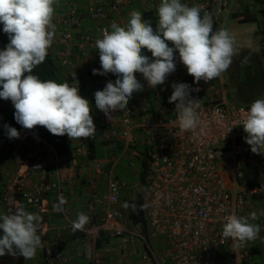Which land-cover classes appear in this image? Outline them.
I'll use <instances>...</instances> for the list:
<instances>
[{"label":"built area","instance_id":"obj_1","mask_svg":"<svg viewBox=\"0 0 264 264\" xmlns=\"http://www.w3.org/2000/svg\"><path fill=\"white\" fill-rule=\"evenodd\" d=\"M139 1L83 0V4L68 1L65 15L58 20L62 48L55 54L56 61L71 68L81 59L99 57L95 41L102 38V30L114 22L121 8ZM156 2L159 4L160 0ZM181 2L199 6L201 14L211 13L214 30L224 28L229 18L253 15L255 20L260 18L264 32V0ZM84 19L92 24L90 31L76 33ZM168 44L172 46L171 42ZM145 55L152 58L148 50ZM174 55L175 71L164 84L151 88L142 74L135 73L143 91L133 93L123 110L106 116L97 109L95 118L92 116L101 126L102 140L120 144L121 150L109 159V168L105 170L107 189L99 200L98 222H93L89 214L90 221L84 230L76 232L93 245L100 239L117 240L114 264H241L249 253L247 245L223 238L222 227L229 215H244L251 197L264 194V180L250 184L246 178L247 171L264 175V149L259 154L251 151L242 125L256 99L248 105L231 102L223 74L207 82L194 83L178 52ZM97 69H101L100 64ZM116 78L112 73L92 74L85 77V84L95 93ZM173 83H186L191 89H198L190 93L199 103V124L193 130L182 131L179 127L175 102L169 103ZM78 88L84 98L80 83ZM260 98H264V82L257 99ZM132 149H137L144 166L141 186L146 234L133 229L119 207L122 193L133 186L118 178L114 170ZM3 150L14 167L3 179L0 177V201L6 214L13 213L18 203L40 214L50 192L63 196L59 161L48 142L31 132L20 133L18 139L0 134V151ZM50 168L55 173V181L49 180ZM100 171L97 164L95 174ZM262 212L258 211V215L264 222ZM69 227L73 230V223ZM62 231L57 228L55 235L60 237ZM109 249L106 243L102 252L107 254ZM221 255H227L228 260L222 261ZM134 256L138 260L132 263L129 257ZM54 260L65 261L61 251L47 252V263ZM101 261L98 256L92 264Z\"/></svg>","mask_w":264,"mask_h":264},{"label":"clouds","instance_id":"obj_2","mask_svg":"<svg viewBox=\"0 0 264 264\" xmlns=\"http://www.w3.org/2000/svg\"><path fill=\"white\" fill-rule=\"evenodd\" d=\"M57 3L58 0H0V24L9 38L0 50V99L11 101L14 119L25 129L43 126L56 136L91 139L96 136L91 105L79 94L75 78L72 84L57 83L32 74L34 68L45 62L53 44ZM156 14L155 29L141 12L133 10L126 26L113 22L95 41L101 69H93V75L112 73L117 77L94 93L95 107L106 116L125 109L133 93L143 91L135 73L142 74L151 88L164 84L175 71L174 53L178 52L194 83L218 78L232 64L236 55L233 38L226 28L214 30L211 13L201 14L199 6L181 0H160ZM143 49L151 52V59ZM171 87L169 103L175 102L180 129H195L199 124V103L190 93L198 89H191L186 83H173ZM242 125L248 134L245 142L253 153L259 154L264 149V98L251 104ZM4 127L10 139L20 137L16 128ZM250 218L257 219V214L251 213ZM0 221V257L19 254L24 259L34 258L42 247V217L18 203L15 211L0 216ZM89 221L87 214L79 212L73 231H83ZM259 231L260 226L250 223L249 218L233 213L223 224L222 236L244 243L254 240Z\"/></svg>","mask_w":264,"mask_h":264},{"label":"crops","instance_id":"obj_3","mask_svg":"<svg viewBox=\"0 0 264 264\" xmlns=\"http://www.w3.org/2000/svg\"><path fill=\"white\" fill-rule=\"evenodd\" d=\"M68 1H73L77 4L84 3L83 0H58L55 6L53 21L56 25V34L49 51L60 76L69 83H74L75 78V80L82 85L84 98L87 99L91 105L90 115L95 118L97 115V108L94 103V92L85 84V77L87 75H92V70L98 68L100 64L99 57L81 59L71 68L63 67L55 59L56 52L62 48L59 43L61 27L58 24V20L65 15ZM157 5L156 0H140L139 2L131 3L119 10L114 16V22L121 26H126L130 19V12L136 10L141 12L143 16L144 14H148L149 19L147 20L150 21L151 26L155 29L158 19L156 14ZM91 27L92 24L84 19L75 31L76 33H84L90 31ZM142 51L145 54L147 49H143ZM241 102L242 101H237L236 103L241 105ZM245 105H248V103H245ZM94 124L96 128L95 137L91 139H69L72 158L68 168L70 171L68 173L69 177H62L63 182L61 191L63 196L60 197L57 192H50L45 197L44 210L39 214L42 217V222L39 226L42 247L37 249L35 257L32 259H24L19 256V254L16 256L6 254L0 257V264H48L46 261L47 252L52 249L61 251L65 261L54 260L51 264H92V260L98 256L102 260L100 264H114L118 252L117 240L100 239L93 245L87 242L80 233L71 230L69 227L70 224L76 220L79 212H84L88 216L91 214L92 221L95 223L98 222L101 216L99 200L107 189L105 170L109 168V159L112 156L118 155L121 150L120 144L102 140L100 136L101 126L98 120H95ZM137 155V149L129 150L114 170L118 178L124 179L128 184L133 186L132 189L122 193L120 198L119 207L126 215L128 213L129 204H133L138 197L142 200V186L140 182L142 165ZM97 164H99L101 168L99 174H95V166ZM13 168V163L6 150L0 151L1 179L4 178V175L10 173ZM48 177L50 181H55L56 179L52 168H50ZM246 178L250 184L259 183L264 180V175L259 176L251 171H247ZM62 200H66V203H61ZM249 202L250 204L243 217L249 218L250 223L259 225L260 231L254 240L245 242L249 253L248 256L242 260L241 264H264V222L258 215V211L264 210V194L251 197ZM253 212L257 214V219L255 220L250 218V214ZM5 214L4 207L0 201V216ZM57 228L63 230L60 237L55 235V230ZM2 235L3 232L0 230V236ZM106 243H108L110 249L107 254H104L102 250ZM228 245H231V242H229ZM89 249L90 253L88 252ZM219 258L222 261L228 260L227 255H221ZM137 260V256L129 257V261L132 263Z\"/></svg>","mask_w":264,"mask_h":264},{"label":"trees","instance_id":"obj_4","mask_svg":"<svg viewBox=\"0 0 264 264\" xmlns=\"http://www.w3.org/2000/svg\"><path fill=\"white\" fill-rule=\"evenodd\" d=\"M144 18L146 20L149 19L148 14H144ZM237 21L239 23H248L255 21V18L253 15H242L241 17L237 18ZM2 29H3V25L0 24V50H3L4 47L9 43L8 34L3 33ZM32 74L37 75L41 80L52 79L55 80L57 83L68 82L67 80H64L60 76L57 66L55 65L53 59L51 58L49 50L45 62L41 63L36 68H34ZM241 104L245 105L244 101H242ZM14 111L15 109L10 100L0 99V134H7V130L4 126L8 125L16 128L19 133L31 132L39 136L40 138L48 142L55 150L59 161L60 176L61 177L65 176L66 178H68L69 177L68 173L70 172L68 169L69 162L72 158L70 141L68 136L66 134L63 136L53 135L43 126H35L31 130L25 129L21 125L16 123L14 119ZM141 165H142V172L140 173V182L142 185L143 176H144L143 173L144 166L143 164ZM127 217L133 229H135L141 234H146L145 225L143 223L142 200L140 197H138L133 204H129Z\"/></svg>","mask_w":264,"mask_h":264},{"label":"flooded vegetation","instance_id":"obj_5","mask_svg":"<svg viewBox=\"0 0 264 264\" xmlns=\"http://www.w3.org/2000/svg\"><path fill=\"white\" fill-rule=\"evenodd\" d=\"M260 53L245 49L237 50L236 55L232 58L231 66L223 73L228 92H232L236 101H244L247 93L243 92L242 88L245 80L251 82L255 80V77L252 76L255 68L258 76L264 81V53Z\"/></svg>","mask_w":264,"mask_h":264},{"label":"rangeland","instance_id":"obj_6","mask_svg":"<svg viewBox=\"0 0 264 264\" xmlns=\"http://www.w3.org/2000/svg\"><path fill=\"white\" fill-rule=\"evenodd\" d=\"M224 28L229 31V34L233 38L236 52L237 50L245 49L252 50L254 53H262L264 32L259 17H257L255 21L248 23H239L236 18H229L226 21ZM228 99L231 102H237L234 100L231 91L230 93L228 92Z\"/></svg>","mask_w":264,"mask_h":264},{"label":"water","instance_id":"obj_7","mask_svg":"<svg viewBox=\"0 0 264 264\" xmlns=\"http://www.w3.org/2000/svg\"><path fill=\"white\" fill-rule=\"evenodd\" d=\"M252 76L255 77V80L253 82L245 80L244 87L242 88V91L247 93L244 98L245 103H250L259 98L262 93L263 80L258 76L256 68Z\"/></svg>","mask_w":264,"mask_h":264}]
</instances>
